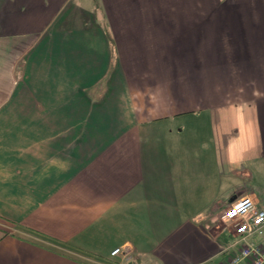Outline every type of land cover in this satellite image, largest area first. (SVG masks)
Instances as JSON below:
<instances>
[{"label":"crops","instance_id":"0c3cea01","mask_svg":"<svg viewBox=\"0 0 264 264\" xmlns=\"http://www.w3.org/2000/svg\"><path fill=\"white\" fill-rule=\"evenodd\" d=\"M245 194L264 0H0V264H218Z\"/></svg>","mask_w":264,"mask_h":264},{"label":"built area","instance_id":"2783aa9c","mask_svg":"<svg viewBox=\"0 0 264 264\" xmlns=\"http://www.w3.org/2000/svg\"><path fill=\"white\" fill-rule=\"evenodd\" d=\"M222 220L231 226L235 240L225 249L229 252L226 259L218 264H264V208L245 194L224 209ZM111 255L120 259L119 264H129L134 249L129 244L120 245Z\"/></svg>","mask_w":264,"mask_h":264},{"label":"trees","instance_id":"16d2710c","mask_svg":"<svg viewBox=\"0 0 264 264\" xmlns=\"http://www.w3.org/2000/svg\"><path fill=\"white\" fill-rule=\"evenodd\" d=\"M97 2V1H96ZM96 7L98 8L99 7V4H96Z\"/></svg>","mask_w":264,"mask_h":264}]
</instances>
